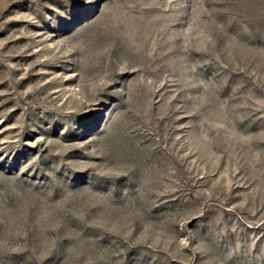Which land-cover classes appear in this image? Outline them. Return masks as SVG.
<instances>
[{
    "label": "rangeland",
    "instance_id": "obj_1",
    "mask_svg": "<svg viewBox=\"0 0 264 264\" xmlns=\"http://www.w3.org/2000/svg\"><path fill=\"white\" fill-rule=\"evenodd\" d=\"M0 264H264V0H0Z\"/></svg>",
    "mask_w": 264,
    "mask_h": 264
}]
</instances>
